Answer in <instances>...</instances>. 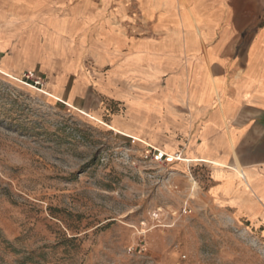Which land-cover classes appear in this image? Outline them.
Returning <instances> with one entry per match:
<instances>
[{"label": "crops", "instance_id": "crops-1", "mask_svg": "<svg viewBox=\"0 0 264 264\" xmlns=\"http://www.w3.org/2000/svg\"><path fill=\"white\" fill-rule=\"evenodd\" d=\"M0 2V70L100 119L120 103L108 125L203 168L264 241V0Z\"/></svg>", "mask_w": 264, "mask_h": 264}, {"label": "rangeland", "instance_id": "rangeland-1", "mask_svg": "<svg viewBox=\"0 0 264 264\" xmlns=\"http://www.w3.org/2000/svg\"><path fill=\"white\" fill-rule=\"evenodd\" d=\"M20 75L0 70V264H264L203 168L108 125L124 106L100 119Z\"/></svg>", "mask_w": 264, "mask_h": 264}, {"label": "built area", "instance_id": "built-area-1", "mask_svg": "<svg viewBox=\"0 0 264 264\" xmlns=\"http://www.w3.org/2000/svg\"><path fill=\"white\" fill-rule=\"evenodd\" d=\"M20 79L23 82H27L29 84H32L33 86H36V87H43L45 84V78L43 76L37 74V73H34V72H23L20 75ZM151 149H154V148H151ZM156 151H158V150H156ZM179 155H178V157H179ZM158 156H160L159 151H158V154L156 155V159L161 160L162 157H164L163 155H161L160 157H158ZM166 161H167V156H166Z\"/></svg>", "mask_w": 264, "mask_h": 264}, {"label": "bare ground", "instance_id": "bare-ground-1", "mask_svg": "<svg viewBox=\"0 0 264 264\" xmlns=\"http://www.w3.org/2000/svg\"><path fill=\"white\" fill-rule=\"evenodd\" d=\"M16 80H18V78H17ZM45 86H46V85L44 84L42 90H44ZM174 159H175V160H179L180 158H179V157H176V158H174Z\"/></svg>", "mask_w": 264, "mask_h": 264}]
</instances>
